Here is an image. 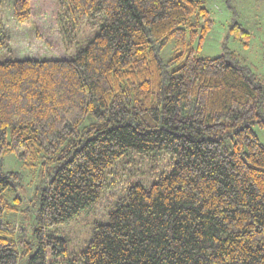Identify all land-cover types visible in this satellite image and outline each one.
I'll return each mask as SVG.
<instances>
[{"label": "trees", "instance_id": "16d2710c", "mask_svg": "<svg viewBox=\"0 0 264 264\" xmlns=\"http://www.w3.org/2000/svg\"><path fill=\"white\" fill-rule=\"evenodd\" d=\"M12 16L57 18L66 50L98 31L68 58L0 62V264H75L48 228L113 189L122 155L154 151L175 158L169 170L124 186L80 264H264V77L198 54L203 0H12ZM9 154L38 171L29 198L3 171Z\"/></svg>", "mask_w": 264, "mask_h": 264}, {"label": "rangeland", "instance_id": "374dc122", "mask_svg": "<svg viewBox=\"0 0 264 264\" xmlns=\"http://www.w3.org/2000/svg\"><path fill=\"white\" fill-rule=\"evenodd\" d=\"M209 11L212 26L208 30L200 56L216 57L233 56L240 66L246 67L258 78L264 77V0H203ZM0 22L10 39L8 51H0V62L21 59H56L71 57L84 47L98 31V28L80 29L76 39L64 48L59 33L57 18L55 21H40L33 17L30 23L19 24L12 16V0H0ZM49 22V23H48ZM237 23L249 33L246 45L234 38L231 31L232 24ZM36 33L38 34L37 37ZM173 52L170 45L163 51L167 58ZM256 134L264 143V132L256 129ZM175 158L164 151H154L147 154L128 152L117 159L110 171V180H115L113 189L104 194L91 207L79 212L69 223L50 227L48 234L62 238L66 243L70 259H77L79 252L91 239L93 227L96 223H104L124 195L123 188L133 182L149 187L156 178L169 170ZM3 171H15L21 175L19 191L25 198H29L33 188L39 182L38 171L21 163L14 155L5 156ZM27 225L29 221H27Z\"/></svg>", "mask_w": 264, "mask_h": 264}]
</instances>
